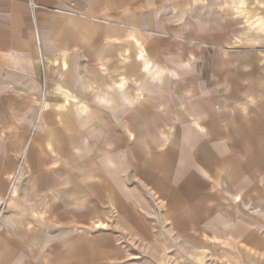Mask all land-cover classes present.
Segmentation results:
<instances>
[{
    "label": "rangeland",
    "instance_id": "1",
    "mask_svg": "<svg viewBox=\"0 0 264 264\" xmlns=\"http://www.w3.org/2000/svg\"><path fill=\"white\" fill-rule=\"evenodd\" d=\"M147 1L153 2L146 9L155 10V13L136 14L135 18L139 19L142 27L136 31L138 35L135 33V38H139L140 43L152 39L169 40L170 44L163 48L167 53L162 57L174 69L158 70L155 67L141 71L139 75H130L131 78L138 77L141 84L138 90L130 82L131 106L139 102L155 105L156 101L168 100L174 96L169 93L170 89L180 91L175 96L182 110H190L197 98L213 97L214 110L223 119H234L240 131L236 137H241L245 150L236 153L232 161L227 158L219 162L211 171L197 163L186 170L179 156H172V176L177 177L172 185L178 190L176 198H172V202L176 200L173 205L138 173L135 158L138 153L144 162L151 155L188 147L192 135L184 131L188 126L196 125L193 117L161 120L160 126H164L165 133H149L143 126L136 127L147 119L132 120L129 147L119 148L115 147L114 141L122 133L118 132L116 119L82 118L78 124L79 129L86 132H83L82 144L90 142L104 146L106 151H71L78 158L82 155L80 159L85 154L92 155L105 177L86 179L79 174L73 176L81 168L79 162L56 161L53 164L57 158L53 152L47 157L46 164L34 167L32 161L40 155L42 143L36 147L33 160L22 153V149L25 147L27 150L37 136H42L47 127L56 126L58 122L57 118L39 120L45 103L46 110L50 112L58 109L56 101L47 99V87L42 79L39 96L28 109L30 114L33 113L30 128L24 134L20 133L19 126L13 128L10 134L3 135L0 149V254L8 261L6 264L13 263L8 252L13 249L23 250L19 252L18 264H57V259L61 264H78L79 257L80 264H264V247L247 244L240 237L234 240L231 234L224 237L212 234L217 226L226 231L240 226L253 231L256 238L264 241V143H258L255 149L249 141L254 139L253 136L257 139L264 136V128L260 126L258 134L251 130L259 120L264 122V117L255 109L264 102L261 97L264 86V0H241L238 4L243 10L240 16L231 9L237 0H143L145 4ZM134 16L131 15V19ZM255 19H259L258 24H251ZM148 21L154 22L151 27L142 24ZM131 41L134 42L133 39ZM141 46L147 52L146 45ZM171 74L173 77L169 82ZM115 78L116 74L110 80ZM152 81L156 83L155 87H150ZM247 87L251 90L245 91ZM149 89L157 91H145ZM202 119L197 120L201 123ZM221 125L226 130L229 124L222 120ZM198 143L189 146L190 150ZM208 145L226 154L231 149L226 134L210 140ZM122 158L124 164L120 162ZM180 167L184 172L177 174ZM236 168L244 187L235 192L241 198L239 202H233L221 188L226 177ZM60 170L71 171L73 175ZM219 171L220 181H215ZM45 175H49L47 183L51 186L59 185L39 191L40 196L30 201L29 196L37 189L34 187L35 179ZM188 178L195 181L188 182ZM187 182L190 186L201 183L198 195L192 199L185 196L186 188H189ZM216 182L220 185L217 183V186ZM88 183L97 185V191L87 189ZM75 184L81 185V198L76 202L71 198L70 202L68 195L61 192ZM14 186L16 193L12 196ZM56 191L60 194H54ZM36 199L40 203L32 208ZM75 203L81 204V217L68 212ZM192 204H198L199 211L204 207L211 209L197 224L201 230L200 245L185 243V233L173 225L177 217L183 218L185 232L194 233L189 229ZM38 218L41 221H36ZM26 237H32V245L24 246ZM69 254L74 256L69 257Z\"/></svg>",
    "mask_w": 264,
    "mask_h": 264
},
{
    "label": "crops",
    "instance_id": "2",
    "mask_svg": "<svg viewBox=\"0 0 264 264\" xmlns=\"http://www.w3.org/2000/svg\"><path fill=\"white\" fill-rule=\"evenodd\" d=\"M33 1L42 6L41 9L35 12L34 20L28 11V0H0V149L4 141L3 135L10 134L13 128L19 126L18 129L22 134L30 128L33 113L30 114L28 109L31 103L37 100L43 79L47 87V99L50 98L52 101H56L58 109L50 112L46 110L45 103L39 120L57 118L58 122H56V126L47 127L42 136H37L35 142L28 145L27 150H25V147L22 149V153H26L28 158L33 160L36 147L39 146L40 142L42 143V146H40L42 148L39 150L40 155L32 161L34 167L46 164L47 157L53 152L57 157L52 161L53 164L56 161L64 163L67 161L70 163L79 162L78 164L81 166L78 172H74V175L71 171L60 170L64 174L73 176L79 174V176L86 179L97 176L105 177V174L97 168L96 160L92 155L85 154L83 155L84 158L80 159L82 155L78 158L71 151L72 149H94L98 151L106 149L104 146L90 144L89 141L86 145L82 144L81 139L85 131L80 130L78 127L82 118L108 117L116 119L118 132L122 133V136L114 141L116 148L124 145L129 147L128 135L131 132L130 123L132 120L138 119L139 122L142 119H147L136 125V127L141 128L143 126L149 133H165L164 126H160V121L163 119L168 121L172 117H180L181 119L193 117L196 120L203 118L202 121L200 120L201 123L195 120L196 125L193 127L188 126V129L184 131L192 135L188 147L184 146L179 151L173 148L163 153L151 155L144 162L138 153L135 158L134 165L138 173L146 178L151 187L159 192L161 196L169 198V203L173 205L176 200L172 202V198L178 194V190L172 185L173 180H177V177L172 176L173 162L170 160L172 156H179L184 162L183 166L186 170L195 167V163H197L206 170L211 171L219 162H223L227 158L232 161L236 153L245 150V147L241 144V137H236V134H240V131L237 130L238 127L235 126L234 119L230 117L223 119L222 115L214 110L215 100L213 97L202 96L197 98L192 102L190 110H182L179 108L175 96L176 92L180 91L170 89L169 93L172 92L174 96L168 100L156 101L155 105L139 102L131 106L130 82H133L138 90L141 89V84H139L138 77L131 78L130 75H139L141 71L145 72L155 67L158 70L174 69L162 57L164 53H167L164 52L163 48H165V45L170 44L169 40L152 39L149 42L143 41L140 43L139 38H135L136 31L139 27H142L139 19L135 18L136 14H154L155 10L146 9L153 1H147V5L143 0ZM238 4H241V0H237V3L231 5V9L234 10L236 16L242 15L243 11ZM142 9L145 12H142ZM131 15L135 16L131 19ZM258 22L259 19H255L250 23L257 25ZM153 23L148 21L142 24L151 27ZM131 29H133V32L130 31ZM141 45H146L147 52ZM115 74L116 80H110ZM169 77L167 81L170 82L173 75L171 74ZM155 84L153 81L149 83L150 87H155ZM87 88H89V91H87ZM250 90L248 87L245 88V91ZM261 90H263L261 97L264 99V86ZM145 91L155 93L157 90L149 89ZM255 109L264 117V102L257 105ZM222 120L229 124L226 130L222 128L224 127L221 125ZM256 124L257 126L251 127V130L257 132L259 126L261 129L264 128L262 120H259ZM175 133H177L176 130ZM124 134L127 136L125 137ZM222 134H226L229 141L231 149H229L228 154L217 152L208 145L210 140H216ZM232 134L235 136H231ZM254 134L256 133L254 132ZM85 137L88 139L89 135ZM253 138H249L251 139L249 141H251L250 144L254 145V148L258 146V143H264V136L258 139L253 136ZM197 141L199 142L198 145L194 149L192 147L191 151L189 146H192L193 143L197 144ZM129 149H127V153L130 152ZM110 160L113 161V159ZM120 160L122 164L125 163L124 158ZM36 170L38 172V168ZM122 171L124 170L122 169ZM182 171L183 168L180 167L176 173L182 174ZM219 172L216 173L215 181H220L221 172ZM42 175L43 173L40 176ZM238 175L239 172L236 168L232 174L226 177L225 183L221 185L223 191L231 196L233 202L241 200L240 196L235 193L238 191L237 189L240 190L243 187L242 180ZM48 177L49 175H45L35 179L37 182L34 187L37 189L32 188L34 190L29 196L30 201L40 196L39 191L59 185L54 184L51 186L50 183H47ZM187 180L188 182L195 181L194 178H188ZM217 183L220 185L219 182H216V185ZM188 185L189 188H186V185L184 186L188 191L185 196L192 199L196 197L195 194L201 188V183L197 186H190V183ZM86 188L97 191L98 186L88 183ZM11 193L12 196H15V186L12 187ZM61 193L62 195H68L70 202L71 198L76 202L81 198V185L75 184L71 189H64ZM54 194L59 195L60 192L56 191ZM37 203L40 202L36 199L31 207L38 205ZM63 203H65V198ZM197 206L198 204H192V216H190L189 221L191 223L189 229L193 230L194 233L185 232L187 229L182 226L184 223L183 218L177 217L173 221V225H176L181 229L180 231L185 233V243L190 245H200L202 243L199 239L201 230L197 228V224L205 215L211 212L208 207H204L199 211ZM68 212L75 215V217H81V204L75 203ZM223 219L226 218L223 216ZM36 221H41V218ZM220 222L223 224L224 221L221 220ZM212 234L217 237L231 234L234 240L240 237L247 244L264 247V241L256 238L257 236L253 231L247 228L243 229L240 226L229 231L217 226ZM24 241H26L24 246H30L33 239L32 237H26ZM8 252H10L9 255L13 259H10V261H13L11 264H18L19 254L23 250L13 249L12 252L11 250ZM73 256V254H69V257ZM78 257H75V259ZM78 260V264H80L81 258L79 257ZM55 261H58L57 264H61L58 259ZM5 262L8 263L4 255L0 254V264H6ZM26 264L35 263L27 262Z\"/></svg>",
    "mask_w": 264,
    "mask_h": 264
},
{
    "label": "built area",
    "instance_id": "3",
    "mask_svg": "<svg viewBox=\"0 0 264 264\" xmlns=\"http://www.w3.org/2000/svg\"><path fill=\"white\" fill-rule=\"evenodd\" d=\"M27 7H28V11H29V14L31 16V18L34 20V17H35V12L38 10V9H41L42 6L35 3L33 0H28L27 2Z\"/></svg>",
    "mask_w": 264,
    "mask_h": 264
}]
</instances>
